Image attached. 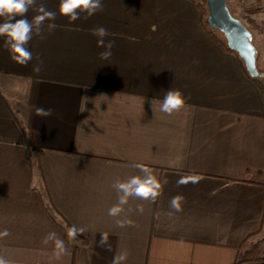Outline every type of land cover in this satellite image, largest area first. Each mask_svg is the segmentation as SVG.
Segmentation results:
<instances>
[{
	"label": "crops",
	"instance_id": "crops-1",
	"mask_svg": "<svg viewBox=\"0 0 264 264\" xmlns=\"http://www.w3.org/2000/svg\"><path fill=\"white\" fill-rule=\"evenodd\" d=\"M40 3L57 28L33 36L32 62L14 63L0 38V256L50 264L54 244L42 240L55 232L69 254L51 264H112L125 250V264H236L264 228V98L237 56L208 37L189 0H102L103 11L75 22L59 0ZM97 27L114 42L107 60ZM171 88L185 104L167 115L159 103ZM136 163L168 182L155 203L130 198L119 219L134 226L120 228L108 215L113 183L137 175ZM190 174L199 181L177 186ZM177 195L182 211L170 217ZM59 222L88 230L69 240ZM103 232L111 251L99 246Z\"/></svg>",
	"mask_w": 264,
	"mask_h": 264
},
{
	"label": "clouds",
	"instance_id": "clouds-1",
	"mask_svg": "<svg viewBox=\"0 0 264 264\" xmlns=\"http://www.w3.org/2000/svg\"><path fill=\"white\" fill-rule=\"evenodd\" d=\"M102 0H59L58 13L63 17H67L71 22L81 19V14L87 19L98 12L103 11ZM35 8L37 15L32 19H28L30 9ZM57 12L48 10L43 3L37 7V0H0V38H3L2 47L9 52V58L14 63L27 66L34 60L32 51L29 50L28 44L33 39L34 35L44 38L45 29L48 32L54 31L57 28L55 23ZM93 34L97 37V46L104 49L100 52V57L104 60L112 56V49L114 42L107 40L110 36L108 30L104 27H97L93 30ZM37 63L33 65V71L39 73L42 70L43 61L39 57H35ZM154 103V101H153ZM185 104V97L178 89H170L163 96L159 103V111L167 115H172L178 112ZM153 106V104H152ZM36 115L46 118L53 115V110L50 108L37 107ZM153 111H155L153 107ZM133 167L138 170L137 175L130 176L126 180L117 178L113 187L118 193V202L108 210V215L116 219V225L120 228L134 226L131 219H119L124 212V206L129 203L130 198L139 199L155 203L161 196L163 186L168 181H161L154 173L152 168L142 163L133 164ZM200 177L196 174L188 176H181L177 179V186L187 185L189 182L195 184ZM183 197L181 195L174 196L170 202L169 207L172 212L168 215L171 217L173 213L182 211ZM136 211L143 213L144 206L137 205ZM88 230L87 226H77L73 224L67 229V237L69 240H75L79 235L84 234ZM9 235L7 229L0 232V237ZM54 244V252L51 260H59L64 255L69 254V250L65 241L61 239L57 233L49 232L42 243L48 245ZM99 246L111 251V244L109 242V233L103 232L100 235ZM128 252L122 251L114 255L112 264H125ZM0 264H10V262L3 256H0Z\"/></svg>",
	"mask_w": 264,
	"mask_h": 264
},
{
	"label": "water",
	"instance_id": "water-1",
	"mask_svg": "<svg viewBox=\"0 0 264 264\" xmlns=\"http://www.w3.org/2000/svg\"><path fill=\"white\" fill-rule=\"evenodd\" d=\"M208 24L224 34L227 43L244 61L249 74L258 77L260 72L256 64V46L253 36L246 25L234 17L227 5V0H206Z\"/></svg>",
	"mask_w": 264,
	"mask_h": 264
},
{
	"label": "rangeland",
	"instance_id": "rangeland-1",
	"mask_svg": "<svg viewBox=\"0 0 264 264\" xmlns=\"http://www.w3.org/2000/svg\"><path fill=\"white\" fill-rule=\"evenodd\" d=\"M262 4V0H227L231 14L240 19L252 33V42L256 46L257 69L260 72L258 77L262 78L261 80L264 83V25ZM249 245L250 248L247 250V256L256 257L264 255V228L258 236L252 239Z\"/></svg>",
	"mask_w": 264,
	"mask_h": 264
},
{
	"label": "trees",
	"instance_id": "trees-1",
	"mask_svg": "<svg viewBox=\"0 0 264 264\" xmlns=\"http://www.w3.org/2000/svg\"><path fill=\"white\" fill-rule=\"evenodd\" d=\"M192 2H194L198 8H199V11L201 13V16H202V21H203V26H204V29H205V32L207 33L208 37L217 45L219 46L223 51L225 52H228V53H233L237 56V59L239 61V64L243 70V72L245 73V75L251 79L253 81V83L259 88L261 94H262V97L264 98V83L263 81L261 80L262 78L260 77H253L249 74V72L247 71L246 67H245V64H244V61L239 57V55L229 47L228 43H227V40L225 38V36L218 30L212 28L209 24H208V20H207V15H208V8H207V3H206V0H202V1H198V0H190ZM263 1V4H262V10H263V25H264V0ZM13 115L14 117L16 118L17 122L19 123V125L21 126V128L23 129V132L25 133V136H27L26 134V129H25V126L23 124V122L21 121V119L18 117L17 113L16 112H13ZM61 225H66L67 223H62V222H59ZM68 228H69V224L66 225ZM64 227L65 228V231L67 232L66 228L67 227ZM78 238H81L80 236H78ZM82 241L84 243H87V240L86 239H82ZM248 243H245L243 244L242 246H247ZM241 246V248H242ZM240 252V250H239ZM75 251L73 253V257L75 258ZM247 250L246 251H243L241 254L237 255V260H236V264H240L241 262L245 261L247 258ZM259 259H264V255H260L259 256ZM73 264H76L74 262V259H73Z\"/></svg>",
	"mask_w": 264,
	"mask_h": 264
}]
</instances>
